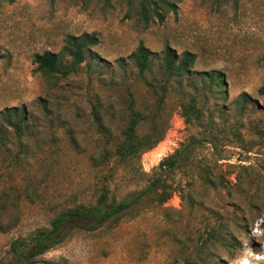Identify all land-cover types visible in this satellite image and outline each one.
Listing matches in <instances>:
<instances>
[{
	"label": "rangeland",
	"instance_id": "1",
	"mask_svg": "<svg viewBox=\"0 0 264 264\" xmlns=\"http://www.w3.org/2000/svg\"><path fill=\"white\" fill-rule=\"evenodd\" d=\"M167 1L176 10L164 5V20L152 16L148 25L138 14L140 0L0 6V112L27 113L25 135L18 139L7 129L0 147V220L7 227L0 231V264H17L13 242L51 229L61 212L95 205L104 183L112 204L142 189L146 179L137 171L151 174L186 143L194 130L172 83L163 105L164 140L141 159L124 162L114 154L130 107L146 112L156 104L149 83L162 80L167 47L196 55L183 88L198 100L203 72L225 75L226 95L208 96L207 108L232 141L225 153L231 158L218 166L210 147L196 153L223 186L206 190L198 171L184 166L167 178L172 197L164 205L146 199L114 227L77 229L31 264H185L189 258L194 264H264V0ZM85 33H95L99 43L75 72L47 79L37 71L36 55L58 53L67 37ZM140 44L153 53L143 75L129 60ZM241 94L250 97L245 109ZM148 131L145 121L137 130ZM219 223L228 227L227 244H210L201 254L200 235Z\"/></svg>",
	"mask_w": 264,
	"mask_h": 264
},
{
	"label": "trees",
	"instance_id": "2",
	"mask_svg": "<svg viewBox=\"0 0 264 264\" xmlns=\"http://www.w3.org/2000/svg\"><path fill=\"white\" fill-rule=\"evenodd\" d=\"M14 1L0 0V6L3 3H13ZM164 5L176 10V5L167 0H140L138 11L140 20L146 25L151 22L152 16H156L160 21H163L165 16ZM98 43L99 39L95 33L69 36L60 52L46 51L35 56L34 61L37 65V71L47 79L55 78L58 75L68 76L78 69L85 61L86 54ZM152 55L153 53L144 44H140L135 53L129 57V60L133 67L143 75L152 68ZM0 58H2L1 52ZM195 61L196 55L189 51L178 55L170 47L165 49L159 69L162 80L149 83L157 98L156 104L152 108L149 107L146 112L130 107L128 125L114 154L124 162L141 159L144 153L154 149L164 140L169 125L162 117L163 105L173 89L172 83L178 86L179 95L183 97L180 106L185 123L189 129L194 130L189 135L186 143L174 154L163 159L151 174L137 171V177H144L147 185L140 190L128 193L120 203H110V188L108 183H104L100 187L95 205H80L67 209L61 212L53 221L51 229L37 230L28 238L13 242L12 252L14 261L17 264L35 262L57 244L66 240L77 229L94 231L104 225L116 226L131 209H134L146 199H151L153 202H157L158 205H164L172 197L167 178L184 166L190 165L198 171L199 179L206 190L223 186L218 184L216 177L210 175L206 167L197 161L196 153L200 148L210 147L218 166L222 165L223 162H228L231 158L225 153L228 152L232 141L225 129L216 125L214 113L207 108L208 96L213 95V97L221 98L226 95L225 75L216 70L203 72L202 80L204 84L202 91L204 93L201 95V100H198L193 93L189 95L187 90L183 88V81L191 74V68ZM119 63L121 67L126 66L123 61ZM185 95L187 96L184 97ZM238 101L245 109L250 97L247 94H241ZM42 104L46 108L45 102H42ZM144 121L149 124V131L144 135H139L137 132L138 127ZM26 122L27 113L24 109L10 108L0 112V147H4L7 143V129H12L16 137L21 139L26 133ZM109 159L110 152L106 151L104 160L108 162ZM6 228L0 220V231H5ZM228 232V227L222 223L205 230L200 235L198 251L201 254L205 253L208 246L213 243L226 245ZM41 262L42 264H56L49 261ZM185 264H194V262L189 258Z\"/></svg>",
	"mask_w": 264,
	"mask_h": 264
},
{
	"label": "bare ground",
	"instance_id": "3",
	"mask_svg": "<svg viewBox=\"0 0 264 264\" xmlns=\"http://www.w3.org/2000/svg\"><path fill=\"white\" fill-rule=\"evenodd\" d=\"M244 264H252L247 259L244 261Z\"/></svg>",
	"mask_w": 264,
	"mask_h": 264
}]
</instances>
